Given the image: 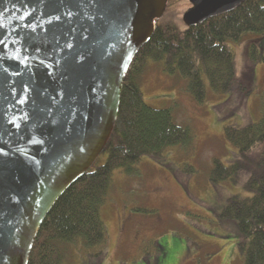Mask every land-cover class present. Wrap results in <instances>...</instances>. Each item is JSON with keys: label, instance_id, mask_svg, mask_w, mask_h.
Segmentation results:
<instances>
[{"label": "water", "instance_id": "1", "mask_svg": "<svg viewBox=\"0 0 264 264\" xmlns=\"http://www.w3.org/2000/svg\"><path fill=\"white\" fill-rule=\"evenodd\" d=\"M247 0H189L188 27ZM168 0H0V264L104 152L125 77Z\"/></svg>", "mask_w": 264, "mask_h": 264}, {"label": "rangeland", "instance_id": "2", "mask_svg": "<svg viewBox=\"0 0 264 264\" xmlns=\"http://www.w3.org/2000/svg\"><path fill=\"white\" fill-rule=\"evenodd\" d=\"M162 22L184 25L188 0H173ZM228 45L235 55L238 85L218 95L209 82L208 98L199 103L189 81L152 60L141 78L146 104L169 109L177 123L191 129L190 144L167 149L160 158L143 157L132 173L116 169L101 208L107 229L105 256L100 247L72 245L64 264H245L239 250L242 236L235 221L219 215L234 195L251 197L244 183H214L215 160L231 165L238 149L226 139L227 125L257 123L264 115V62L250 74V51L264 54V35L247 34ZM208 81V80H207ZM103 153L94 169L105 164Z\"/></svg>", "mask_w": 264, "mask_h": 264}, {"label": "trees", "instance_id": "3", "mask_svg": "<svg viewBox=\"0 0 264 264\" xmlns=\"http://www.w3.org/2000/svg\"><path fill=\"white\" fill-rule=\"evenodd\" d=\"M164 16L155 20L151 39L125 77L119 117L103 152L108 154L105 164L94 169L95 163L58 200L42 224L29 264H64L72 245L80 241L89 248H102L97 255L103 256L107 229L101 208L113 172L122 168L132 173L143 157L160 158L170 147L192 142L191 129L177 123L171 110L146 104L141 78L150 60L163 62L171 73L179 72L189 81L195 100L203 103L208 98L206 82L218 95L232 93L238 85L235 55L228 42H240L251 33L264 35V0H247L234 11L194 27L162 22ZM249 59L252 74L257 62H264V54L253 45ZM224 135L239 153L231 165L215 160L211 180L237 185L250 175L243 185L252 196L234 195L219 217L236 222L245 264H264V115L257 123L227 125Z\"/></svg>", "mask_w": 264, "mask_h": 264}, {"label": "flooded vegetation", "instance_id": "4", "mask_svg": "<svg viewBox=\"0 0 264 264\" xmlns=\"http://www.w3.org/2000/svg\"><path fill=\"white\" fill-rule=\"evenodd\" d=\"M192 5H190L188 8H190Z\"/></svg>", "mask_w": 264, "mask_h": 264}]
</instances>
